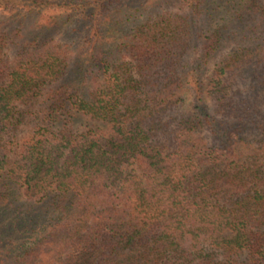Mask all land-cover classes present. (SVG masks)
Returning a JSON list of instances; mask_svg holds the SVG:
<instances>
[{"label": "trees", "instance_id": "obj_1", "mask_svg": "<svg viewBox=\"0 0 264 264\" xmlns=\"http://www.w3.org/2000/svg\"><path fill=\"white\" fill-rule=\"evenodd\" d=\"M0 264H264V0H0Z\"/></svg>", "mask_w": 264, "mask_h": 264}, {"label": "rangeland", "instance_id": "obj_2", "mask_svg": "<svg viewBox=\"0 0 264 264\" xmlns=\"http://www.w3.org/2000/svg\"><path fill=\"white\" fill-rule=\"evenodd\" d=\"M227 47H228V46H227ZM227 47L224 48L220 54H222V53H224L225 51H227V50H228ZM217 56H218V55H216V57H217Z\"/></svg>", "mask_w": 264, "mask_h": 264}]
</instances>
